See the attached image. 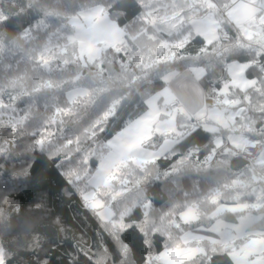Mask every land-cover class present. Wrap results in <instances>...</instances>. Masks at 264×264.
Masks as SVG:
<instances>
[{"label":"snow or ice","instance_id":"snow-or-ice-1","mask_svg":"<svg viewBox=\"0 0 264 264\" xmlns=\"http://www.w3.org/2000/svg\"><path fill=\"white\" fill-rule=\"evenodd\" d=\"M0 264H264V0H0Z\"/></svg>","mask_w":264,"mask_h":264},{"label":"trees","instance_id":"trees-1","mask_svg":"<svg viewBox=\"0 0 264 264\" xmlns=\"http://www.w3.org/2000/svg\"><path fill=\"white\" fill-rule=\"evenodd\" d=\"M38 166L44 167L43 162H39ZM47 191L52 193V198L56 201L59 211L64 215L68 222L70 232L75 233L76 237L82 239L83 242L91 244L95 236L96 226L75 204L71 202L61 203L59 201L58 184L55 177H53L51 183L48 184ZM19 195H22L24 199H28L31 193L21 191ZM52 251L55 254V261L59 262L63 257V250L53 248Z\"/></svg>","mask_w":264,"mask_h":264}]
</instances>
